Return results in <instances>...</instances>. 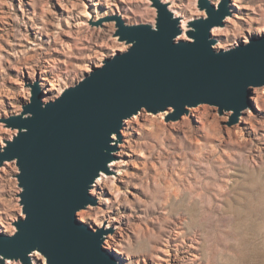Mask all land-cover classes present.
<instances>
[{
	"label": "clouds",
	"instance_id": "clouds-1",
	"mask_svg": "<svg viewBox=\"0 0 264 264\" xmlns=\"http://www.w3.org/2000/svg\"><path fill=\"white\" fill-rule=\"evenodd\" d=\"M171 28L174 47L203 35L217 57L264 41V0H0V264H53L17 251L30 215L19 156L35 118L137 41ZM264 83L237 105L142 104L108 134L74 218L106 264H264Z\"/></svg>",
	"mask_w": 264,
	"mask_h": 264
},
{
	"label": "water",
	"instance_id": "water-1",
	"mask_svg": "<svg viewBox=\"0 0 264 264\" xmlns=\"http://www.w3.org/2000/svg\"><path fill=\"white\" fill-rule=\"evenodd\" d=\"M171 28L159 35L128 33L132 53L97 72L79 90L42 111L37 89L35 118L12 154L19 156L27 186L30 220L17 251L42 244L53 264H106L99 241L79 225L74 210L103 163L108 134L142 104L162 106L208 100L237 105L248 83H264V41L229 56H215L201 36L196 46L177 48Z\"/></svg>",
	"mask_w": 264,
	"mask_h": 264
},
{
	"label": "rangeland",
	"instance_id": "rangeland-1",
	"mask_svg": "<svg viewBox=\"0 0 264 264\" xmlns=\"http://www.w3.org/2000/svg\"><path fill=\"white\" fill-rule=\"evenodd\" d=\"M258 96L260 97V100L258 102L264 105V94L258 93Z\"/></svg>",
	"mask_w": 264,
	"mask_h": 264
}]
</instances>
